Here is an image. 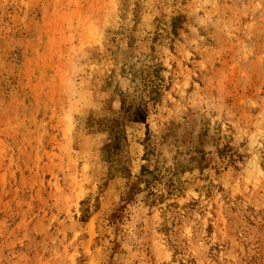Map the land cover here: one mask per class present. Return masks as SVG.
Wrapping results in <instances>:
<instances>
[{
  "label": "rangeland",
  "instance_id": "374dc122",
  "mask_svg": "<svg viewBox=\"0 0 264 264\" xmlns=\"http://www.w3.org/2000/svg\"><path fill=\"white\" fill-rule=\"evenodd\" d=\"M0 264H264V0H0Z\"/></svg>",
  "mask_w": 264,
  "mask_h": 264
}]
</instances>
